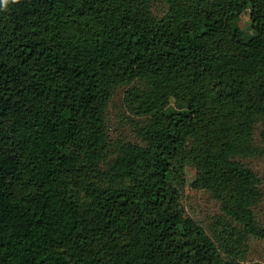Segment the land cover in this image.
<instances>
[{
	"label": "trees",
	"instance_id": "trees-1",
	"mask_svg": "<svg viewBox=\"0 0 264 264\" xmlns=\"http://www.w3.org/2000/svg\"><path fill=\"white\" fill-rule=\"evenodd\" d=\"M120 87L139 143L110 139ZM256 130L264 146V0H9L0 264H247L185 215L178 187L192 165L222 225L264 240L261 179L240 160Z\"/></svg>",
	"mask_w": 264,
	"mask_h": 264
},
{
	"label": "rangeland",
	"instance_id": "rangeland-1",
	"mask_svg": "<svg viewBox=\"0 0 264 264\" xmlns=\"http://www.w3.org/2000/svg\"><path fill=\"white\" fill-rule=\"evenodd\" d=\"M162 10L163 7L160 5H156L154 8L156 13H161ZM238 25L241 29L250 32L248 30L250 26L248 13H244L240 17ZM126 91L127 88H117L108 104L107 126L113 143L121 140L140 142L139 130L144 119L132 113L131 103L125 96ZM254 138L258 151L255 155L240 160L261 179L262 199L253 211L257 225L264 229V146L260 141L259 130H256ZM195 176V168L190 164L186 165L183 182L178 187L180 206L185 215L197 222L221 249L227 248L228 251L236 252L240 259L247 264H264V240L235 233L233 230L231 231L230 227L223 226L226 217L220 210L219 203L206 191L195 189L192 186ZM235 229L240 231L236 225Z\"/></svg>",
	"mask_w": 264,
	"mask_h": 264
},
{
	"label": "clouds",
	"instance_id": "clouds-1",
	"mask_svg": "<svg viewBox=\"0 0 264 264\" xmlns=\"http://www.w3.org/2000/svg\"><path fill=\"white\" fill-rule=\"evenodd\" d=\"M9 0H0V5L6 6Z\"/></svg>",
	"mask_w": 264,
	"mask_h": 264
}]
</instances>
